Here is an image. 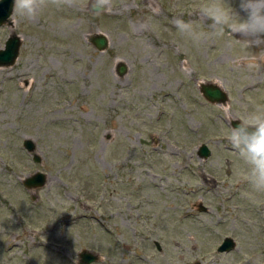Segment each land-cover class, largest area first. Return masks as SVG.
<instances>
[{
	"label": "rangeland",
	"instance_id": "obj_1",
	"mask_svg": "<svg viewBox=\"0 0 264 264\" xmlns=\"http://www.w3.org/2000/svg\"><path fill=\"white\" fill-rule=\"evenodd\" d=\"M93 3L0 28V49L11 35L23 43L0 68V264H79L83 250L94 264H264V194L238 175L226 136L230 117L264 104V56L227 34L182 37L177 18L210 31L198 0ZM98 32L105 52L89 42ZM202 81L223 86L227 106L207 102ZM39 171L47 184L27 189ZM226 237L236 248L220 253Z\"/></svg>",
	"mask_w": 264,
	"mask_h": 264
},
{
	"label": "clouds",
	"instance_id": "obj_2",
	"mask_svg": "<svg viewBox=\"0 0 264 264\" xmlns=\"http://www.w3.org/2000/svg\"><path fill=\"white\" fill-rule=\"evenodd\" d=\"M76 0H14L11 19H35L47 7H72ZM108 0H94L93 8L106 10ZM197 11L201 19L210 21L209 32L199 23L177 18L175 27L180 35L194 45L208 39L224 38L228 45L239 44L245 49H259L264 56V0H238V8L231 0H198ZM235 37V41L231 39ZM240 37V38H237ZM237 119L240 123L230 126L227 140L243 167L239 176L255 194H264V104L255 103L245 109Z\"/></svg>",
	"mask_w": 264,
	"mask_h": 264
},
{
	"label": "water",
	"instance_id": "obj_3",
	"mask_svg": "<svg viewBox=\"0 0 264 264\" xmlns=\"http://www.w3.org/2000/svg\"><path fill=\"white\" fill-rule=\"evenodd\" d=\"M13 3L14 0H0V28L4 25H8L12 23V13H13ZM91 12L93 13H101L107 11H97L94 10L93 6L90 8ZM89 42L100 52H105L110 48V39L109 37L103 33L98 32L97 34L91 36L89 38ZM22 38L19 35H11L3 49H0V68H8L12 67L17 63V60L20 56V50L22 47ZM118 74L121 76L126 75L129 72V67L124 62H121L117 66ZM199 90L205 100L210 104L214 105H223L227 106L229 102V95L225 88L219 85L216 82H200ZM240 122L237 119L231 120V126L235 127ZM24 148L27 152L32 156L33 161L37 164L42 163V157L38 153L37 144L32 139H26L24 141ZM198 157L202 160H208L211 155L212 151L207 144H202L198 148ZM47 184V174L43 172H36L33 176L29 177L25 182L24 186L29 189L33 190L36 188L43 187ZM200 212H207L208 208L204 206L202 203L198 205ZM156 246L158 250L161 251V246L158 242H156ZM236 248V242L231 237L224 238L222 244L218 248V252L225 253L231 252ZM79 264H94L101 260V256L96 254L90 250H83L79 254ZM195 264H201L197 262Z\"/></svg>",
	"mask_w": 264,
	"mask_h": 264
}]
</instances>
